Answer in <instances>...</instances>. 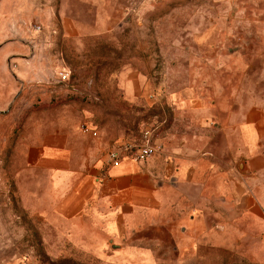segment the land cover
<instances>
[{"label":"rangeland","instance_id":"rangeland-1","mask_svg":"<svg viewBox=\"0 0 264 264\" xmlns=\"http://www.w3.org/2000/svg\"><path fill=\"white\" fill-rule=\"evenodd\" d=\"M41 1L64 3L81 34L59 42L56 14L0 16V264H264L256 211L227 191L221 206L191 207L182 172L206 157L204 188L215 195L216 173L224 185L230 173L242 179V160L256 180L240 185L264 213V0ZM26 44L35 45L38 74L48 64L40 57L52 54L51 74L20 84L31 71L14 57L30 53ZM129 78L139 82L131 99L122 87ZM29 115L91 122L106 141L154 124L164 155L147 161L160 160L166 184L175 175L176 185L160 207L60 216L17 143Z\"/></svg>","mask_w":264,"mask_h":264},{"label":"crops","instance_id":"crops-1","mask_svg":"<svg viewBox=\"0 0 264 264\" xmlns=\"http://www.w3.org/2000/svg\"><path fill=\"white\" fill-rule=\"evenodd\" d=\"M2 1L4 2V0ZM5 3L0 9L1 21H4L5 11L17 14L24 8L30 9L29 15L31 18L36 16L40 19L41 14L46 13L51 20L52 14H56L59 19L57 29L59 42H67L69 38L79 42L80 27L65 15L64 3L60 6L57 5L56 10L52 8L50 2L44 3L41 0H7L6 5ZM92 31L94 35L100 33V31L97 33L96 29ZM47 33L48 36L51 35L49 31ZM0 34L2 35V32ZM26 46L30 49L27 56L14 57L20 59L15 61V64L23 65L25 71H31L30 73L27 72L28 75L25 79L20 75V84L46 79L51 74L49 67L52 63L51 59H53L52 54L48 52L42 58L40 57L42 62L48 64L45 67L46 72L40 73L41 77H39L40 74L35 72L33 68L34 60L39 59L34 51L35 45L30 47L26 44ZM57 52L59 57L56 59L59 63H63L62 59L66 54L63 47H60ZM18 69L21 72V68ZM138 85L139 82L135 78H129L127 82H123L122 87L127 99L135 96ZM32 111L33 109H30V112ZM30 118L31 115L25 118L22 123V129L17 135V143L26 147L25 160L27 164L31 168L40 170L43 174L40 182L47 185L45 193L49 198V206L60 216L67 217L73 214H82L87 208L90 210L98 209L100 210L99 215L106 217L114 208L129 210L137 206L147 205L160 207L165 201L162 192L164 190L172 191L176 185L175 175H169L170 185L166 184L165 179L161 176L163 170L160 168V160L155 158L154 162L153 160L147 161L149 158L164 155L161 151L159 132L155 134V140L160 145L159 150L146 160L141 162L123 160L117 165L105 166L101 158L102 152H105L116 136L106 141L98 134L96 125L91 122L71 123L65 119L44 118L33 120ZM82 124L93 129L95 135L82 133L80 131ZM253 129L263 132L257 125ZM247 142L253 143V140L250 141L248 137ZM205 158H190V162L182 170L185 176L186 201L191 202V207L197 208L212 207L213 205L221 206L226 200L224 191H227L229 196L238 204L256 211L255 223L259 226L257 240L264 256V213L261 212L260 205L252 202L240 185V183L250 184L256 180V178L246 174L247 168L245 165L248 166L247 163L244 165L242 160L237 161L238 169L245 172L242 174V179L241 176H234L233 173H230L229 177H234L232 178L234 180H231L229 185L220 183V175L216 173L217 194L213 195L207 193L204 188L208 171L203 168L202 160H205ZM157 175L160 176L159 179L154 178ZM235 180L238 182H235ZM225 187L226 189H224ZM100 203L105 207L98 206Z\"/></svg>","mask_w":264,"mask_h":264},{"label":"built area","instance_id":"built-area-1","mask_svg":"<svg viewBox=\"0 0 264 264\" xmlns=\"http://www.w3.org/2000/svg\"><path fill=\"white\" fill-rule=\"evenodd\" d=\"M67 70L60 73V78L67 77ZM156 126L154 124H145L137 136H119L114 138L105 151L103 162L105 166H114L123 160L131 162H141L152 156L159 150V143L155 140ZM82 133L95 134L93 129L86 125L80 126Z\"/></svg>","mask_w":264,"mask_h":264},{"label":"trees","instance_id":"trees-1","mask_svg":"<svg viewBox=\"0 0 264 264\" xmlns=\"http://www.w3.org/2000/svg\"><path fill=\"white\" fill-rule=\"evenodd\" d=\"M31 107H33V106L31 105Z\"/></svg>","mask_w":264,"mask_h":264}]
</instances>
